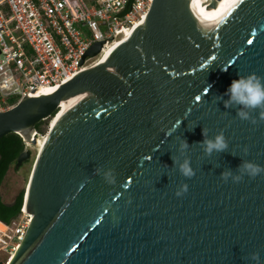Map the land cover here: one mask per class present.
<instances>
[{
    "label": "water",
    "instance_id": "95a60500",
    "mask_svg": "<svg viewBox=\"0 0 264 264\" xmlns=\"http://www.w3.org/2000/svg\"><path fill=\"white\" fill-rule=\"evenodd\" d=\"M179 1L151 0L137 23L86 47L73 77L0 111V136L24 143L13 167L29 155L31 167L29 219L5 264H253L251 252L264 264V174L220 177L241 159L264 166V122L217 101L238 73L264 77V0ZM58 109L39 144L33 122ZM203 128L223 130L228 149L206 156ZM180 137L191 178L171 159H183Z\"/></svg>",
    "mask_w": 264,
    "mask_h": 264
},
{
    "label": "built area",
    "instance_id": "2783aa9c",
    "mask_svg": "<svg viewBox=\"0 0 264 264\" xmlns=\"http://www.w3.org/2000/svg\"><path fill=\"white\" fill-rule=\"evenodd\" d=\"M150 2L0 0V111L36 86L66 80L86 47L139 21ZM21 212L27 224L30 214L22 205ZM26 224L11 231L15 242L7 259Z\"/></svg>",
    "mask_w": 264,
    "mask_h": 264
},
{
    "label": "clouds",
    "instance_id": "9594fccd",
    "mask_svg": "<svg viewBox=\"0 0 264 264\" xmlns=\"http://www.w3.org/2000/svg\"><path fill=\"white\" fill-rule=\"evenodd\" d=\"M237 75L238 78L232 80L226 90L225 95L228 96V99L225 100L223 96L217 95V101H222L225 108H235L236 116L240 120H247L252 124H256L258 121L264 122V77L259 76L255 72H249L246 75L238 73ZM253 112H257V115H252ZM202 135L204 137L203 140L196 142V144L202 148L206 156H210L213 152L220 153L228 149V140L223 130L217 131L213 136L209 137L207 130L203 128ZM189 146L187 140L180 137L178 152L180 156H183V159L178 156H171L173 166L186 178H191L195 175V171L191 167L190 158L185 155ZM241 151L247 154V146L243 147ZM231 154L235 155V153ZM94 174L100 175L109 184L115 183V173L111 168L105 169L97 166L94 169ZM260 174H264V166L251 160L241 159V163L235 172L227 168L221 172L220 177L225 182L230 178L232 182L238 183L243 180L245 175L252 179ZM187 190L188 185L182 182L175 190V195L178 197L182 196ZM248 259L253 264H262L259 252L249 253Z\"/></svg>",
    "mask_w": 264,
    "mask_h": 264
},
{
    "label": "rangeland",
    "instance_id": "374dc122",
    "mask_svg": "<svg viewBox=\"0 0 264 264\" xmlns=\"http://www.w3.org/2000/svg\"><path fill=\"white\" fill-rule=\"evenodd\" d=\"M54 116L55 115L42 118L43 122L40 123L41 130L37 131L36 135H41V138L44 139L47 123L49 119L51 120ZM28 158L29 159L27 161L20 164L17 168H14L11 165L8 167V169L5 170L0 181V196L2 200H12L13 196L20 189L24 192L27 174L31 168L30 155ZM26 220L27 214L25 212H21L19 216L14 219V222L5 224V227L0 222V264H3L6 261L8 255L10 254L11 247L15 242L14 238L11 236V231L14 229V227L26 224Z\"/></svg>",
    "mask_w": 264,
    "mask_h": 264
},
{
    "label": "trees",
    "instance_id": "16d2710c",
    "mask_svg": "<svg viewBox=\"0 0 264 264\" xmlns=\"http://www.w3.org/2000/svg\"><path fill=\"white\" fill-rule=\"evenodd\" d=\"M51 114L47 116H53V113ZM42 120L43 119L40 118L33 122V128L35 131L41 130L40 123L43 122ZM23 146L24 143L22 138L16 132L8 131L0 136V181L5 170L8 169L9 166H13L15 157ZM28 159L29 158H27L25 161ZM22 196L23 191L21 189L13 196L12 200L10 201H4L0 196V222L9 224L11 220L18 216L20 213V207L22 205Z\"/></svg>",
    "mask_w": 264,
    "mask_h": 264
},
{
    "label": "bare ground",
    "instance_id": "6f19581e",
    "mask_svg": "<svg viewBox=\"0 0 264 264\" xmlns=\"http://www.w3.org/2000/svg\"><path fill=\"white\" fill-rule=\"evenodd\" d=\"M177 1H179V0H177ZM180 2V1H179ZM138 21H136L135 23H137ZM134 23V24H135ZM129 37V35L128 36H125L118 44H117V47L119 46V45H121L127 38ZM116 47V48H117ZM75 71V70H74ZM74 72H72L68 77H67V79L68 78H71V77H73V74ZM62 105H64V103H60L59 104V106H62ZM59 112V109L55 112V114H53V115H56L57 113ZM51 116V115H50ZM34 132H32V135H33V138H34V140L35 141H37L39 144H41L42 145V143H43V138H41V135H36L37 134V131H35V130H33ZM2 223V222H1ZM3 225H4V227L6 226L4 223H2Z\"/></svg>",
    "mask_w": 264,
    "mask_h": 264
},
{
    "label": "snow or ice",
    "instance_id": "6c2138e0",
    "mask_svg": "<svg viewBox=\"0 0 264 264\" xmlns=\"http://www.w3.org/2000/svg\"><path fill=\"white\" fill-rule=\"evenodd\" d=\"M237 2V0H232V3L235 4ZM249 43H251V41H249Z\"/></svg>",
    "mask_w": 264,
    "mask_h": 264
}]
</instances>
